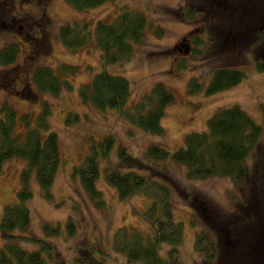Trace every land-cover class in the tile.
<instances>
[{"label": "rangeland", "instance_id": "374dc122", "mask_svg": "<svg viewBox=\"0 0 264 264\" xmlns=\"http://www.w3.org/2000/svg\"><path fill=\"white\" fill-rule=\"evenodd\" d=\"M14 1L15 7L33 11L39 0ZM222 1L107 0L95 7L79 9L68 0H50V22L46 28L50 36H17L15 28L0 29V49L9 44L18 46L13 62L0 63V108L3 104L10 105L18 118L27 115L30 125H35L45 103L51 108L49 128L57 135L60 152V165L50 189L53 195L43 196L33 174L32 196L25 203L30 210L29 233L54 244L59 252L58 264H77L81 257H93L104 264H126L125 252L116 248L117 242H124L133 234L148 236L154 232L151 221L144 215L151 205L150 197L137 192L120 199L116 188L104 176L110 167L120 171L134 169L169 186L174 220L183 227L178 249L172 254L179 264H219V256L207 257L211 256L210 248L202 253L195 246L200 232L218 249L238 236L248 237L246 232L236 233L222 219L233 216L237 224H243L258 208L264 209V71L256 69L252 58L255 38L252 32L263 30L260 28L264 0H236L242 3L234 7ZM122 7L141 11L146 18L143 37L133 45L130 60L103 65L94 38L75 49L61 42L62 25L77 24L92 31L97 21L111 22ZM188 11L193 18L187 17ZM197 37L208 43L197 47L194 44ZM40 66L49 67L68 85H63L57 94L40 91L32 82V72ZM63 66L72 71L64 72ZM219 67L241 70L245 77L232 87L207 95L206 86ZM104 69L129 81L130 95L124 111L139 104L157 82L173 93V102L161 119L163 134L145 132L129 123L117 109H98L82 101L80 90ZM192 82L198 84L196 90L192 89ZM234 104L262 128L258 144L246 160L245 179L236 182L225 176L188 178L185 165L171 159L153 162L145 155L151 144H161L174 152L183 145L188 133L206 130L208 119L218 109ZM15 130L25 131L19 120ZM108 137L113 145L107 156L98 155L100 173L95 185L103 203L97 204L75 169ZM120 147L126 149L125 157L119 156ZM24 165V160L11 158L0 170V219L4 207L16 201ZM149 191H154V187ZM206 215L213 216V222ZM67 220L75 225L72 235L62 228L56 235L45 236V225L63 226ZM21 245L27 249L36 247L33 242L22 241ZM260 245L264 252L263 240ZM161 248L160 254L166 257L170 246L162 244ZM226 254L224 251L221 257Z\"/></svg>", "mask_w": 264, "mask_h": 264}, {"label": "trees", "instance_id": "16d2710c", "mask_svg": "<svg viewBox=\"0 0 264 264\" xmlns=\"http://www.w3.org/2000/svg\"><path fill=\"white\" fill-rule=\"evenodd\" d=\"M68 1L81 9L95 7L107 0ZM241 3L237 1V4ZM261 4L264 6V1ZM187 14L188 18H193L191 11ZM145 26L146 18L141 11L122 7L111 22L97 21L92 31L89 27H80L77 24L62 25L59 37L63 45L70 49L81 47L90 38H94L103 65L122 63L130 60L133 45L142 39ZM255 35L252 58L256 69L264 71V31ZM204 43L208 42L200 37L194 39L197 47ZM17 52V45H5L0 49V63L13 62ZM63 70L72 71V68L63 66ZM244 77L245 74L241 70L219 67L214 70L205 94H213L232 87ZM32 82L40 91L52 94H57L63 85H68L45 66L34 69ZM197 86L196 82H192V89ZM79 95L83 102L98 109L119 110L129 123L156 135L163 134L161 119L166 107L174 99L173 93L163 83L157 82L139 104L124 111L130 95L129 81L126 77L112 74L105 69L95 73L90 82L80 90ZM50 109L45 103L35 125H30L28 116L18 118L15 109L10 105L3 104L0 108V170L4 162L11 158L17 157L25 162L20 173L21 187L16 193V201L4 207L0 219V234L3 239V245L0 246V264H47V262L58 264L56 261L60 259L57 257L59 252L51 241L34 237L29 233L30 210L25 203L32 196L30 176L33 174L43 196L51 198L53 195L50 189L60 165V152L57 135L49 128ZM18 120L25 127L24 133L15 130ZM261 132V126L241 107L234 104L218 109L208 119L206 130L188 133L183 145L174 152L170 153L161 144H151L146 148L145 155L153 162L171 159L185 165L188 178L225 176L238 182L248 176L246 160L258 144ZM112 145L111 137L104 139L75 169L85 190L97 204L103 203L101 192L95 185L100 173L98 155L106 157ZM119 156H126L124 147L119 148ZM134 164L139 165L138 162ZM104 176L106 181L116 188L120 199L143 192L152 200L144 215L151 221L154 232L148 236L133 234L125 237L127 239L124 242L116 244L118 250L125 252L126 264H179L172 254L178 249L183 227L181 222L174 220L169 202V186L153 177L141 175L134 169L120 171L110 167ZM151 187H154L152 192L149 191ZM257 210L256 214L243 224H237L235 221L237 219H232L233 216L222 219L223 222L230 223L231 229L236 233L242 235L246 232L245 236L248 237L238 236L229 242L226 241L225 245L218 249L204 233L200 232L195 240L198 251L206 253L207 248H210L212 253L207 257L219 256V264H264V252L260 245L262 240L264 245V209ZM206 216L208 221L211 219L210 223L213 222V216ZM62 228L68 235L75 232V225L71 220H67L63 226L58 224L43 227L45 236L56 235ZM22 241L33 242L36 247L24 248L21 245ZM162 244L170 246L166 257L160 254ZM224 251L228 255L221 257ZM77 264L104 263L93 257L92 259L81 257Z\"/></svg>", "mask_w": 264, "mask_h": 264}, {"label": "flooded vegetation", "instance_id": "af4514ba", "mask_svg": "<svg viewBox=\"0 0 264 264\" xmlns=\"http://www.w3.org/2000/svg\"><path fill=\"white\" fill-rule=\"evenodd\" d=\"M224 2L230 7H234L237 3V1L230 0H224ZM218 3H223V1L218 0ZM218 3L216 4L220 5ZM48 6H50V0H39L33 11H23L22 7H15L14 0H0V29L15 28L17 36H50V32L46 29L50 22ZM262 28L264 31V20L260 29ZM255 34L252 32L254 37H256ZM226 37L228 36H225V39Z\"/></svg>", "mask_w": 264, "mask_h": 264}, {"label": "bare ground", "instance_id": "6f19581e", "mask_svg": "<svg viewBox=\"0 0 264 264\" xmlns=\"http://www.w3.org/2000/svg\"><path fill=\"white\" fill-rule=\"evenodd\" d=\"M75 27V26H74Z\"/></svg>", "mask_w": 264, "mask_h": 264}]
</instances>
